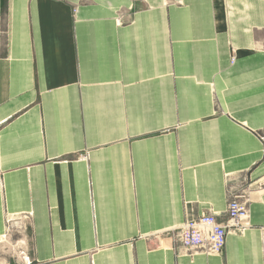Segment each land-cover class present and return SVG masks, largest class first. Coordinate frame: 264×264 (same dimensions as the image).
Segmentation results:
<instances>
[{
  "label": "crops",
  "instance_id": "obj_1",
  "mask_svg": "<svg viewBox=\"0 0 264 264\" xmlns=\"http://www.w3.org/2000/svg\"><path fill=\"white\" fill-rule=\"evenodd\" d=\"M168 1L0 0V264H264V0Z\"/></svg>",
  "mask_w": 264,
  "mask_h": 264
},
{
  "label": "built area",
  "instance_id": "obj_2",
  "mask_svg": "<svg viewBox=\"0 0 264 264\" xmlns=\"http://www.w3.org/2000/svg\"><path fill=\"white\" fill-rule=\"evenodd\" d=\"M260 140L264 142V134L260 136ZM224 216L223 223H219L217 215L213 213L186 218L180 226L151 238L154 242L152 248L172 246L179 253L186 255L197 253L205 256L219 255L224 250L228 232L242 233L247 227L248 199L229 192Z\"/></svg>",
  "mask_w": 264,
  "mask_h": 264
},
{
  "label": "rangeland",
  "instance_id": "obj_3",
  "mask_svg": "<svg viewBox=\"0 0 264 264\" xmlns=\"http://www.w3.org/2000/svg\"><path fill=\"white\" fill-rule=\"evenodd\" d=\"M168 2H171V0H169ZM181 3V0H177L176 2H175V4H177V5H179ZM118 16H119V19H118V21L120 22V24H122V23H124L123 22V15L119 12L118 13ZM10 226H11V223H10ZM19 230V229H18ZM11 231H13V232H18L17 231V229H11ZM20 232V231H19ZM6 239V238H5ZM10 244L8 245V244H6V246L4 245V246H2V247H7L8 248V250H11L12 249V243L10 242V239H6Z\"/></svg>",
  "mask_w": 264,
  "mask_h": 264
}]
</instances>
